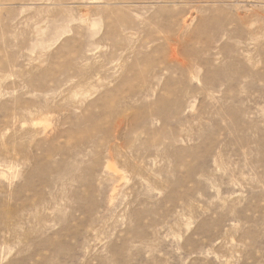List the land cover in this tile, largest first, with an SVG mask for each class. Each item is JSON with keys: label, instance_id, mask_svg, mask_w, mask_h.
<instances>
[{"label": "rangeland", "instance_id": "obj_1", "mask_svg": "<svg viewBox=\"0 0 264 264\" xmlns=\"http://www.w3.org/2000/svg\"><path fill=\"white\" fill-rule=\"evenodd\" d=\"M0 264H264V0H0Z\"/></svg>", "mask_w": 264, "mask_h": 264}, {"label": "bare ground", "instance_id": "obj_2", "mask_svg": "<svg viewBox=\"0 0 264 264\" xmlns=\"http://www.w3.org/2000/svg\"><path fill=\"white\" fill-rule=\"evenodd\" d=\"M259 33V32H258ZM255 40V39H254Z\"/></svg>", "mask_w": 264, "mask_h": 264}]
</instances>
